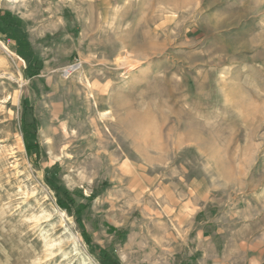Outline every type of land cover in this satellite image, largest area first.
Masks as SVG:
<instances>
[{
	"label": "rangeland",
	"instance_id": "obj_1",
	"mask_svg": "<svg viewBox=\"0 0 264 264\" xmlns=\"http://www.w3.org/2000/svg\"><path fill=\"white\" fill-rule=\"evenodd\" d=\"M0 264H264V0H0Z\"/></svg>",
	"mask_w": 264,
	"mask_h": 264
},
{
	"label": "built area",
	"instance_id": "obj_2",
	"mask_svg": "<svg viewBox=\"0 0 264 264\" xmlns=\"http://www.w3.org/2000/svg\"><path fill=\"white\" fill-rule=\"evenodd\" d=\"M10 2H14V3H22L24 2L25 0H8ZM74 70V67H69L65 70V73L66 74H70L72 71Z\"/></svg>",
	"mask_w": 264,
	"mask_h": 264
},
{
	"label": "bare ground",
	"instance_id": "obj_3",
	"mask_svg": "<svg viewBox=\"0 0 264 264\" xmlns=\"http://www.w3.org/2000/svg\"><path fill=\"white\" fill-rule=\"evenodd\" d=\"M77 69V67H74V70Z\"/></svg>",
	"mask_w": 264,
	"mask_h": 264
}]
</instances>
